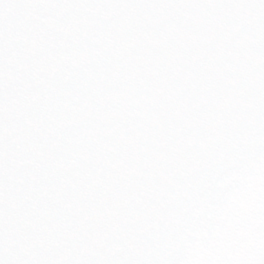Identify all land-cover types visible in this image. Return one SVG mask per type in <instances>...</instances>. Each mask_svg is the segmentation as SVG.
<instances>
[{
	"label": "snow or ice",
	"instance_id": "6c2138e0",
	"mask_svg": "<svg viewBox=\"0 0 264 264\" xmlns=\"http://www.w3.org/2000/svg\"><path fill=\"white\" fill-rule=\"evenodd\" d=\"M0 264H264V0H0Z\"/></svg>",
	"mask_w": 264,
	"mask_h": 264
}]
</instances>
